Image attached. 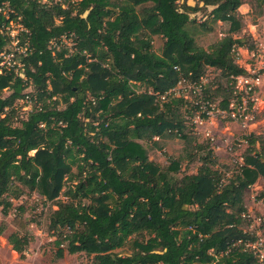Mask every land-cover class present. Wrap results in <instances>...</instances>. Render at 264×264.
Wrapping results in <instances>:
<instances>
[{
	"label": "trees",
	"instance_id": "1",
	"mask_svg": "<svg viewBox=\"0 0 264 264\" xmlns=\"http://www.w3.org/2000/svg\"><path fill=\"white\" fill-rule=\"evenodd\" d=\"M196 1L0 0V54L10 44L5 28L11 22L23 29L18 37L28 51L24 78L0 75V95L10 91L0 96V207L9 215L10 198L19 199L23 189L56 205L49 228L58 259L85 254L94 264H257L253 253L232 244L254 240L242 228L244 192L264 179V148L255 150L252 135L243 164L225 179L209 142L199 144L186 124L201 112L199 96L215 104L222 95L219 107L229 108L232 78L247 74L236 49L256 45L244 32L243 0ZM204 8H212V23H229L227 35L208 48L197 37L210 28L191 16ZM64 37L75 42L69 56L67 48L57 50ZM155 37L163 40L160 53ZM209 68L220 76L202 84L199 96L191 91L193 100L170 93L183 79L200 85ZM137 84L145 91L137 92ZM29 88L33 109L16 126V104ZM156 137L182 140L184 154L170 157L168 166L151 161L145 143ZM183 160L202 164L196 174L177 178ZM131 238L133 253H116ZM7 241L23 259L29 236L13 233Z\"/></svg>",
	"mask_w": 264,
	"mask_h": 264
},
{
	"label": "rangeland",
	"instance_id": "2",
	"mask_svg": "<svg viewBox=\"0 0 264 264\" xmlns=\"http://www.w3.org/2000/svg\"><path fill=\"white\" fill-rule=\"evenodd\" d=\"M42 3H48L50 0H40ZM60 1V0H59ZM75 1V0H73ZM190 6H195L196 0H184ZM212 8H204L195 14H191L192 18L196 19L197 23H205L210 28L209 32H204L197 37V43L203 47L209 46L218 42L221 38L227 35L229 30V23L223 22H211L207 17V13ZM209 11V12H210ZM240 12H243L244 16V32L252 34L254 30L258 34V41L264 39V5L259 6V0H243V5L240 8ZM11 26V25H10ZM12 29L14 33H19L20 27L13 23ZM154 51L160 53L163 47V40L159 37L153 39ZM55 44V43H54ZM247 46L250 43L246 42ZM67 48L69 53L72 54L75 50V42L72 38H63L61 44L57 46V50ZM241 54V51H240ZM242 57V58H241ZM240 58L243 63H237L245 65H255L249 60L247 53L242 52ZM239 58V59H240ZM261 62H264L260 58ZM262 63H257L260 66ZM245 68V66H242ZM220 72L209 68L206 75L201 81L203 85L207 86L214 80H218ZM186 83L177 84L176 97L184 96L185 99L193 100L191 90L193 91V84ZM191 86V87H190ZM137 92H144V88H138ZM216 88V85L213 86ZM261 90H258L254 98L253 105L251 106L248 116L244 120L232 119L230 116H224L217 112H213L211 116L207 118L201 117V112L196 111L194 116H187L188 130L193 133V136L197 138L199 144H206L209 142L210 149L213 150V156L217 159L218 164L215 169L220 170L225 174V179L230 178L235 171H237L240 165L243 164L244 158L247 154V149L250 147V137L254 135L258 140L254 144L256 151H261L264 148V79L260 85ZM179 89V90H178ZM184 89V92L180 94V91ZM32 88L27 89L28 92H32ZM172 90V91H173ZM10 95V91L4 90L1 97H7ZM196 95H198L196 93ZM199 96V95H198ZM195 100V99H194ZM200 100V96H199ZM196 101L195 104L199 103ZM223 100L222 95L216 99L215 106L218 109L219 103ZM59 107L62 106L60 99H57ZM19 108L17 118H15V125H20V118H26L27 114L32 109V106H26L23 100H19L16 104ZM34 106V105H33ZM185 108L182 109L185 112ZM4 117V116H3ZM184 142L180 139H159L155 138L154 141L146 142L145 148L148 151V156L151 161H154L162 166L169 165V158H179L184 153ZM34 151L31 155H34ZM208 155L204 152L203 156ZM202 163L190 164L188 160H183L181 163V169L177 173V178H181L185 174H196ZM24 194L19 199L10 198L13 202V208L9 215L5 216L2 213L0 207V228L4 229V233H0V264H94L92 257H88L85 254L66 255L63 259L56 257V248L54 247L55 232L49 228V216L53 210H57L58 207L52 203H45L36 193H30L27 189H23ZM9 199V198H8ZM60 201H65V197H61ZM244 203L247 207V214L243 215L242 228L262 234L261 225L264 221V179L259 178L257 182L251 185L244 192ZM24 208V211L19 210L20 207ZM261 230V231H260ZM13 233H19L20 235H27L30 238V244L24 254V258H20V255L12 250L7 238ZM135 238L128 240L126 245L116 250V253L126 256L133 253V242ZM213 254L214 251L212 252ZM222 255V254H221ZM217 256V254H215ZM219 255L217 256V258ZM258 264V259H257Z\"/></svg>",
	"mask_w": 264,
	"mask_h": 264
},
{
	"label": "built area",
	"instance_id": "3",
	"mask_svg": "<svg viewBox=\"0 0 264 264\" xmlns=\"http://www.w3.org/2000/svg\"><path fill=\"white\" fill-rule=\"evenodd\" d=\"M12 25L13 23L11 22L5 28L6 34L10 37V44L0 54V75L15 72L16 75L24 78V74L22 72L24 64L22 63V59L27 57L28 51L25 46L20 44L18 33H14ZM20 30L23 29L20 27ZM255 45V48L250 50L248 53V57L252 63L256 64L244 68L247 74L232 78L233 97L230 101L229 108L227 110L218 109L214 104H208L202 100L199 101L202 104L200 110L202 113L206 114V117L211 116L214 111L222 115L224 114V116H230L233 120H244V118L248 116L247 114L253 105L252 102L255 101L252 96L255 95L258 90H261L260 85L263 83L264 79V62L260 61V58L264 61V39L257 41ZM54 47H56V44H54ZM236 52L238 60L241 55L240 48H237ZM257 63L262 64L257 66ZM182 83H186V81L183 79L179 82V84ZM191 86H193V90H195L194 92L198 94L202 92V83L200 85L193 84ZM183 92L184 89L180 91L178 96H180ZM28 93H26L22 100L26 106H32L33 109L34 101ZM170 93H173L176 96V90H171ZM159 97L160 100H166V96ZM32 109H30V111ZM3 116L4 115H2V117ZM251 233H254V235L252 234L254 236V240H239L234 242L232 246L243 247L244 251L251 252L257 257L258 264H264V233L263 231L262 234H257L256 232Z\"/></svg>",
	"mask_w": 264,
	"mask_h": 264
},
{
	"label": "crops",
	"instance_id": "4",
	"mask_svg": "<svg viewBox=\"0 0 264 264\" xmlns=\"http://www.w3.org/2000/svg\"><path fill=\"white\" fill-rule=\"evenodd\" d=\"M241 13H243V12H241ZM252 39H253V41H255V44H256V42L258 41L257 40V38H258V34H257V32L254 30V32H252ZM240 51H241V55H240V57L242 56V52H245V53H247V55H248V53L250 52V50H248V49H245V48H240ZM239 57V58H240ZM242 58V57H241ZM238 59V63H243V60L242 59ZM237 63V64H238ZM245 65H241V64H238L239 66H245V68L246 67H248L249 65L247 64V63H244Z\"/></svg>",
	"mask_w": 264,
	"mask_h": 264
}]
</instances>
